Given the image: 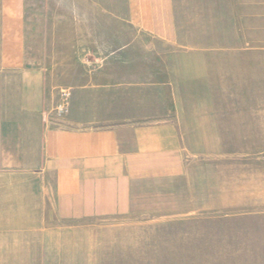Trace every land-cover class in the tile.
Masks as SVG:
<instances>
[{
  "label": "crops",
  "instance_id": "1",
  "mask_svg": "<svg viewBox=\"0 0 264 264\" xmlns=\"http://www.w3.org/2000/svg\"><path fill=\"white\" fill-rule=\"evenodd\" d=\"M193 29L264 46V0H0V264H97L99 226L175 205L176 77L223 58Z\"/></svg>",
  "mask_w": 264,
  "mask_h": 264
},
{
  "label": "rangeland",
  "instance_id": "2",
  "mask_svg": "<svg viewBox=\"0 0 264 264\" xmlns=\"http://www.w3.org/2000/svg\"><path fill=\"white\" fill-rule=\"evenodd\" d=\"M187 33V54L223 58L186 62L176 77L186 100L169 106L186 142V181L174 184V206L160 199L151 213L99 226L108 232L97 264H264V46L235 51L215 45L213 29Z\"/></svg>",
  "mask_w": 264,
  "mask_h": 264
},
{
  "label": "built area",
  "instance_id": "3",
  "mask_svg": "<svg viewBox=\"0 0 264 264\" xmlns=\"http://www.w3.org/2000/svg\"><path fill=\"white\" fill-rule=\"evenodd\" d=\"M67 105H62L60 109H58L59 114H63L66 110Z\"/></svg>",
  "mask_w": 264,
  "mask_h": 264
}]
</instances>
